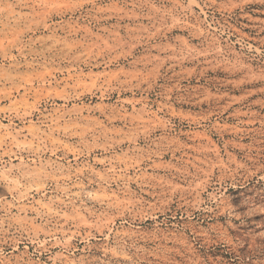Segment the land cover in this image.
<instances>
[{
  "label": "rangeland",
  "instance_id": "obj_1",
  "mask_svg": "<svg viewBox=\"0 0 264 264\" xmlns=\"http://www.w3.org/2000/svg\"><path fill=\"white\" fill-rule=\"evenodd\" d=\"M0 264H264V0H0Z\"/></svg>",
  "mask_w": 264,
  "mask_h": 264
}]
</instances>
